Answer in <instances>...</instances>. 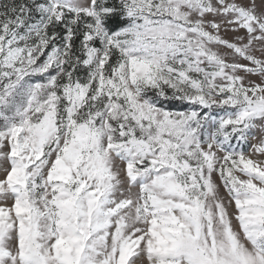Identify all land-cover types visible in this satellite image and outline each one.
<instances>
[{"label": "snow or ice", "instance_id": "6c2138e0", "mask_svg": "<svg viewBox=\"0 0 264 264\" xmlns=\"http://www.w3.org/2000/svg\"><path fill=\"white\" fill-rule=\"evenodd\" d=\"M0 264H264V0H0Z\"/></svg>", "mask_w": 264, "mask_h": 264}]
</instances>
